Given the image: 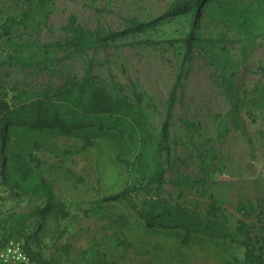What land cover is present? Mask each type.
I'll list each match as a JSON object with an SVG mask.
<instances>
[{
	"label": "rangeland",
	"instance_id": "1",
	"mask_svg": "<svg viewBox=\"0 0 264 264\" xmlns=\"http://www.w3.org/2000/svg\"><path fill=\"white\" fill-rule=\"evenodd\" d=\"M174 0H57L45 8L47 25L40 41L64 38L62 27L72 15L90 29L121 30L129 19L150 21L163 13ZM257 5L255 0H238V7ZM25 0H0V25L17 19ZM191 18L179 17L153 29L128 36L93 54L50 52L40 69L0 64V88L8 97L17 91L51 93L80 83L92 63L87 82L120 96H139L147 128L157 136L166 114L175 79L182 39ZM30 31V30H29ZM12 37L28 36L20 26ZM199 35L226 42L195 46L190 72L177 92L170 121V146L175 157L166 169L160 192L171 209H185L218 222L229 233L244 224L252 240L264 241V34L244 40L226 25L205 14ZM150 40L151 46L128 45ZM233 74L238 81L240 129H232L224 140L216 139V117L225 114L228 104L218 76ZM181 120L192 127L184 126ZM53 153L40 151L42 172L52 184L56 199L65 204L66 217L48 214L29 221L26 238L19 242L38 253L49 264H240L243 247L225 238L189 235L182 244L175 233H157L143 227L137 211L144 201L156 197V186L135 173L130 175L115 159L116 142L96 140L93 146L73 138H56ZM164 163V156L155 153ZM53 165L55 168L48 167ZM196 183L183 186L178 183ZM142 188L128 201H103L118 194L125 185ZM43 201L25 194L16 195L0 177V221L10 213H27ZM121 221V222H120ZM237 241L242 236L235 237ZM120 240L133 244L120 245ZM264 243V242H263ZM69 245L68 251L63 246ZM0 264H14L2 263ZM24 264V263H20Z\"/></svg>",
	"mask_w": 264,
	"mask_h": 264
},
{
	"label": "trees",
	"instance_id": "2",
	"mask_svg": "<svg viewBox=\"0 0 264 264\" xmlns=\"http://www.w3.org/2000/svg\"><path fill=\"white\" fill-rule=\"evenodd\" d=\"M26 7L17 19H9L0 25V64L25 69H40L49 60L50 52L58 51L65 61L74 54H96L116 41L150 30L162 22L189 16L191 18L188 33L180 39L181 52L178 56L177 71L169 94L166 114L157 136L147 128L136 92L130 97L120 96L107 89L87 82L92 63L85 71L84 79L69 88L58 89L51 93L46 88L38 93L17 91L8 97L5 89L0 88V177L16 195L25 194L42 200L43 206L27 213H10L0 221V248L8 241H20L26 238L29 221L32 218L48 214L66 217L65 204L56 199L52 184L42 172L45 166L37 152L53 153L56 138L80 140L85 147L93 146L96 140L111 139L116 142L115 159L126 171L139 174L147 179V184L156 186V197L144 201L137 211L143 221V227L153 233L159 230L177 228L175 233L182 244H187L189 235L225 238L243 247L240 264H264V241L252 240L247 226L241 224L235 233L212 220L201 217L185 209H171L160 197L164 174V165L171 167L175 157L170 146V121L177 92L183 86L190 72L189 62L195 46L202 43L212 45L226 42L221 39L203 38L199 35L200 22L206 14L210 20L218 21L243 34L244 40L257 39L264 34V10L258 6L238 7V0H174L160 15L150 21L129 19L121 30L104 31L83 26L72 15L62 27L64 38L58 41L42 43V26L47 25L48 15L45 8L57 0H25ZM263 5L264 0H255ZM22 27L28 34L26 38L12 37L11 30ZM30 30V31H29ZM154 41L144 40L128 45L151 46ZM219 86L228 109L216 117V139L224 140L232 129H240L238 81L233 74L218 76ZM182 124L192 127L184 120ZM164 156V163L156 160L155 153ZM51 169L55 167L49 165ZM258 178H264L258 173ZM183 186L194 183L182 181ZM142 187L127 184L116 195L103 201H128L132 194ZM121 222V221H120ZM242 236L237 241L235 237ZM120 245L132 247L133 244L120 240ZM69 245L63 246L68 251ZM27 256L26 264H49L41 256L22 247Z\"/></svg>",
	"mask_w": 264,
	"mask_h": 264
},
{
	"label": "built area",
	"instance_id": "3",
	"mask_svg": "<svg viewBox=\"0 0 264 264\" xmlns=\"http://www.w3.org/2000/svg\"><path fill=\"white\" fill-rule=\"evenodd\" d=\"M0 262L2 263H28L27 256L23 252L19 241L10 240L0 248Z\"/></svg>",
	"mask_w": 264,
	"mask_h": 264
}]
</instances>
